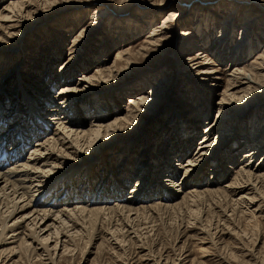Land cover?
<instances>
[{
    "label": "rangeland",
    "instance_id": "rangeland-1",
    "mask_svg": "<svg viewBox=\"0 0 264 264\" xmlns=\"http://www.w3.org/2000/svg\"><path fill=\"white\" fill-rule=\"evenodd\" d=\"M12 1L0 0V10ZM26 6L22 16L18 17L19 27L10 32L12 40H2L0 33V132L6 135L12 129L10 137L15 142L29 139L21 161L33 152L38 139L36 134L29 135L26 121H30V110L25 100H41L37 96H40L38 91H42L43 94L48 93L49 98L62 109L63 101L57 100L61 81L70 79L74 87L80 84L83 76L88 78L104 67H114L108 77L99 80L93 90L88 87L89 91L82 97L89 110L79 111L84 122L81 129L89 128L88 124L98 118L99 112L102 114L100 119L106 123L126 118L131 99L147 98L140 105L144 115L138 116V112L133 110L132 117L126 118L127 125L124 124L118 134H112V139L103 144L99 153L90 154L95 157L84 163L80 162L82 160L70 161L67 169L71 172L65 180L72 178L73 192L80 191L84 187L82 181L87 178L93 180L87 197L95 199L104 181L107 182L106 188L112 190L113 182H116L112 180V174L118 170L124 172L126 167L131 177L127 176L128 180L119 177L118 181L123 185L122 194L128 195L140 178L136 175L143 169L146 171L150 161L148 172L151 180L145 181L144 177L139 184L142 187L133 190L142 191L144 197L151 196L152 204H156L157 198H162L156 197L157 188L166 191L168 185H163L165 181L162 180L169 179L167 173H155L156 165L163 166L167 160L169 168L175 170L177 166L186 164V159L200 144L205 127L212 126L213 122L221 123L224 131L217 132L213 139V152L220 157L219 164L223 163L220 165L221 176L210 180L212 161L209 160L196 174L197 182L203 180V186L194 187L204 190V186L210 185L208 182L215 181L213 190L222 191L221 187L232 181L235 182L233 189L239 190L238 187L248 178L253 186L250 182L249 192L241 190L234 193L230 189L216 195L214 200L189 202L184 206L188 207L187 210L184 207L180 210H140L138 216L128 219L130 223L123 213V216L121 213L106 216L103 212L101 216H95L96 219L87 214L84 220L79 218V221L68 218L66 213L61 220H65V230L73 233L74 237L61 239L57 250L53 248L54 240L49 242L47 251L50 250L51 257L44 248L34 244L31 246L36 251L34 258L30 252L17 254L18 251L11 261L4 254L0 257V264H264V170L262 175L259 174L263 178L257 182L253 175L245 177L242 171H238L243 167L242 161L246 160L242 157L244 152L251 149L248 142L252 137L255 135L257 144L264 143V71L253 70L252 73L250 70L259 64L258 58L264 53V0H163V3L160 0H28ZM249 19L252 20L249 28H245V21ZM120 56L123 61H119ZM70 57H74L76 62L63 67L68 72L62 77L61 67ZM127 58L132 63L126 67L124 60ZM247 70L259 78L262 88L245 96L244 102H221L231 93L239 98L237 91L241 88H232L240 86L244 77H249ZM206 77H209V82ZM40 102L37 109L43 105ZM220 102L227 108V116L216 121ZM45 106L41 107V116L46 120V113H42L49 108ZM17 110L22 113L18 119L15 117ZM185 115L199 123L190 121L194 130L190 132V147L184 154L174 157L167 150L170 145H181L174 127L179 117ZM32 120L38 123L34 116ZM59 121L63 122V119ZM39 124L45 128L43 123ZM49 127L50 131L48 129L41 135L44 141L57 126L52 124ZM39 131L41 129L34 132ZM245 139L247 144L234 152L233 162L229 161L226 156ZM0 140L6 138L1 137ZM189 141L190 138L187 139ZM148 143L152 147L148 148ZM73 146L76 151L78 147ZM150 148L153 153L148 155L144 150ZM262 156L256 154L253 161L261 162ZM142 164L145 166L138 173L136 168ZM244 171L249 170L245 168ZM237 174L241 175L240 181H237ZM192 186L188 185L179 193ZM182 194L175 195L168 202L179 201ZM48 200L40 201L38 206L31 205L32 210H50V214L56 217L55 212L64 208L68 211L75 206L62 207L57 203L58 206L51 207L47 206ZM115 200V197L107 198L106 206L111 207ZM161 201L163 205L168 203L164 199ZM244 201L252 204L247 206ZM28 212L17 215L15 219ZM54 216L51 217L52 222L56 220L55 228H60L61 222ZM29 224L30 220L22 225L24 228L27 225L22 231L25 236L30 233ZM55 228L52 226V234ZM117 229L127 237L123 238L119 233L115 234L120 238L113 236V230ZM36 230L39 231L38 226ZM47 233L40 232L39 236H47ZM28 243H31L30 239ZM64 244L67 249L63 248ZM3 249L6 248L1 247L0 253Z\"/></svg>",
    "mask_w": 264,
    "mask_h": 264
},
{
    "label": "bare ground",
    "instance_id": "bare-ground-1",
    "mask_svg": "<svg viewBox=\"0 0 264 264\" xmlns=\"http://www.w3.org/2000/svg\"><path fill=\"white\" fill-rule=\"evenodd\" d=\"M26 1L28 0H13L9 5H7L6 7L0 10V33L2 36V40L3 39L4 41L12 40L11 37L13 36V34H11L10 32L13 29L19 27L18 17L22 16V11L26 9L27 7ZM251 21L252 20L250 19L245 21L247 22L245 25V28H249L248 26L250 25ZM13 42L18 43L15 41ZM128 59L129 58H127V60L126 59L124 60V64H126V67L130 66L132 63V62L130 63V60L128 61ZM258 59L260 60L259 64L256 67H253V69H250L252 70V73H253V70L264 71V53L261 54V56ZM119 61H123L122 56L119 57ZM66 62L67 64L65 63L61 67L62 77L66 74L65 72H68V70L64 69L63 67H67L76 61L74 57H70L69 61H66ZM113 68L110 67L111 69L110 70L109 68L105 69L104 67L100 71H97V73H95L91 77L86 78L83 76V79L79 80L80 84H77L76 86L74 85V87H72L73 84L71 83L70 79L66 80L64 78L65 81L60 82L61 86L59 87V90H58L59 92L57 94V100L60 99L63 101V103L61 104V106H63L62 109L58 107L55 102L52 101V98L51 99L49 98L48 93L43 94L42 91H38L40 96H37V98L40 97L41 99L38 101L39 102L41 101L40 103H43L41 107L43 106L46 108L45 105H47L49 108L42 113V114L46 113L47 115L46 117H48L46 118V120L43 119L41 116V107L37 109L38 101L32 102L31 99H29L30 101L25 100L24 103L27 104L28 109L30 110V111L28 110L30 112L29 113L30 121L29 122L28 120L26 121L27 122L26 126L30 130L29 135L36 134L38 137V139H36L37 141L34 144L35 146H33L32 148L33 152L28 156L27 159H24L23 161H21L22 159L21 155H23L22 153L24 150H27V148H25L26 147L25 143L29 142V139L22 138V139H19L17 142H15V139L13 137L12 138L10 137V132L12 131V129L9 132L7 131L6 135L3 134L4 132L3 133L0 132V138L1 137L6 138V140H0V248L1 247L6 248V249L1 250L0 257L4 256L5 254L7 255L5 256V258L8 261H11V257H13L16 252L19 251L17 253L19 254L20 251H23V254L25 252L27 254L29 252L32 253L33 255H30V256L34 258L36 256L34 254L36 253V251L33 247H31L34 244H36V246H41V248H44L45 252H48V256L51 257L50 250L47 251L49 242L51 243V241L54 240L52 242L55 244L53 248L57 250L56 248L58 247V244L60 243L61 245V239L62 240H64L63 238L72 239L74 237L73 233H70L69 231L65 230L66 222L65 223L63 222L65 220L64 219L61 220L62 217L66 215V213L68 215V218L70 217L71 219H75L78 221H79V218L83 219L87 214L90 217L91 216L99 217L101 216V214H103V212L106 216L107 215L110 216L112 215V213L114 214V216L116 213H121V214L123 213L128 220L131 217H135L136 215L138 216L137 213L138 211L140 212V210H150V211L154 209H160V210L179 209L180 210V208L182 209V207L188 205L189 202L199 203V201H203L205 199L207 200L209 198H213L214 200L216 198V195H221L223 192L229 191L230 189H232L234 193L237 191L240 192L241 190L249 192L250 189L248 188L250 186V182H251V185L253 186V182L248 178L247 181L246 179H244V182H242L240 187H238L239 190L233 189V184L235 182L233 183L232 181L230 183L225 184L223 187H221L222 191L215 190V189L213 190V186H215L217 183V182L215 183V181L208 182L210 185L208 187L204 186L205 187L204 190L194 187V186L199 187L200 185L203 186V180L202 181L199 180L197 182L196 174L199 172V169L203 167L205 163L206 165L208 164L207 162L209 160L212 161L210 165L212 168L211 170H209L211 171L210 180H212L213 178L215 180L216 177H218V175H220L221 173L220 165L223 163L219 164L218 158L220 157H218L217 154L215 155V153L213 152V146H214L213 143H215L213 139H214L215 134L217 132H222L223 129H222L221 123L218 124L216 122L215 123L213 122L212 126L205 127L203 136L199 139L201 140L200 144H198V146L196 147V150H194V154L189 155V157L186 159L187 160L186 164L182 166L179 165L177 166V169L171 170V168H169L168 161L166 160L165 161L166 164H164L163 166L162 165L158 166L159 164L157 163L158 165H156V169L154 168L156 170L155 171L156 174L159 175L160 172H164L168 174L167 178H169V179L164 178L162 180V181H165V182H162L163 185H166V184L168 185L166 187L167 192L162 190L163 188L161 189V187L157 188L159 192H158V196L156 197H160V198L162 197L161 200L164 199L166 202H168L173 197H176L175 195L182 194L183 192L179 193L180 190L185 189L186 187H188V185H191V184L193 185L190 189L188 188L187 191H184L179 201L173 200V203L168 202L166 205H163L162 201L157 198L156 200L157 203L152 204L151 196L144 197V194L142 195V191L139 192V190H136V189L133 190L135 187H139V188L142 187V185L140 186L139 184H141L140 183L141 179H143L144 177L146 178L145 181L147 179L151 180L150 173L148 172V167L149 168L151 167L149 166L150 161H148L147 163L148 165H146L147 166L146 171H144L143 169L142 173L136 175L140 178L139 180L135 182V187L131 189L133 191L129 190L128 195L122 194L124 193L122 190L123 185L120 181H118L119 177L120 178L123 177L126 180H128L131 177V176L129 177V170H128L129 168H126V167L123 168L124 172L122 171L119 172L118 170L116 171V173L112 174L111 176L112 180L114 181L116 180V182H113L114 187L112 186L113 187L112 190H109L106 188L105 186L106 181H104V184H102V188L100 190V194L99 195L97 194L96 195L97 197L96 198L94 197L95 199L91 197H87V195L91 192V189L93 187L91 185L93 180L89 181V179L87 178L82 181V183H84L83 184L84 187L81 188L80 191L76 190L75 192H73L72 187L74 186V184L71 183L72 178L69 180H65L68 174L71 172L70 169H67L70 164V161L71 160H77V161L82 160L80 162L84 163L88 159H92L93 157H95L96 155L90 156V154H92L93 152H95V154L99 153L103 144L109 141L108 140L109 138L110 140L112 139V134H118L124 127V124L127 125V123L125 122L127 121L126 118L130 119L132 117L133 110H136L135 112H138V116L144 115V112L142 111V109L140 110V107H141L140 105H142L141 102H143V100H146L147 98L143 97V98H139L138 100L131 99L128 102L129 108L127 109L128 113L126 114L127 115L126 118L124 117H123L124 119L117 118L111 123H106L105 121L100 119L102 117V114H100L99 112L100 115L97 114L98 118H96L94 121L88 124L89 128L85 130L81 129V127L84 126V122L81 121L83 117L81 116L79 117L80 115L79 111L85 109V112H88L89 110L88 105L85 104L83 100L84 98L82 97H84L87 91H89L88 87H90L91 89L92 88L94 89L95 87H97V84L100 83L99 80H104L105 77H108V74L113 72L112 71ZM235 72L236 70L234 71V73ZM242 72L244 73V70ZM247 72L249 73V77H244L243 78L244 82L240 84V86L234 85V87L232 88V89H238V87L241 88L240 91H237L239 98L236 99L235 93H231V94H228L226 98L221 99L220 100L221 102L226 103L227 101L228 103H230V101L232 102L235 100L236 101L239 100L238 102H242V101L244 102V99L246 98L245 96H248L252 94L253 92L257 91V89L259 90V88H262V86L259 85L258 83V81H260L259 78L253 76L251 71L247 70ZM263 76L262 78H264ZM206 78H207L206 81L209 82L210 81L209 77H206ZM208 87L211 88V86H208ZM47 92H48V89H47ZM149 93L151 94V92H146V94L150 95ZM74 99H77V100H74ZM221 102L218 104L219 106H218V111H217V115L215 119L216 121L218 120L222 121L227 116L226 114L227 112H225L227 108L225 106H222ZM19 110H17L18 114L15 116L16 119L21 118L19 114H22V113ZM59 111L61 112L58 113ZM62 114H63V117H61ZM32 116H34V118L37 119L38 123L32 120ZM61 119H63V122L59 121ZM134 119L135 118H132L131 120H134ZM190 121L193 124L199 123L194 120H189V117L186 115L184 117H179L178 121L176 122L178 123L174 127L176 128V133H177L176 138L181 140V145L180 144H179L180 146L170 145L171 148L170 149L168 148L167 150V152L174 155V157H178V155L184 154L188 150V147H190V143L192 141L191 140L192 134H190V132L193 127ZM22 122H25V120H23ZM29 123L33 125L29 126ZM39 123H43V127L47 129L45 128L43 129ZM52 124L57 127L55 128V131H53L52 135L51 134L47 135L49 137L44 141L41 138L42 137L41 135L48 132L47 130L50 128L49 127L50 125L52 126ZM22 125H24V123H22ZM37 129H41V131H39L38 133L34 132ZM192 132H194V130H192ZM254 136L252 137V140L248 142V146H250L251 149L244 152V155L242 157L243 159H246V160L245 162L242 161L243 167H241V170H238V171H242V176L245 174L246 175V176L244 175L245 177L253 175V177L255 178V181L257 182L258 179L264 177V175L263 177H260V175H262L261 172L264 170V143L262 145L257 144V142L254 140ZM188 138H190L189 142H187ZM244 138H247V137H244ZM9 140H11L10 141L11 144L9 146V148L11 149L6 148V145L10 143ZM13 143H15V145ZM37 143L39 144L37 145ZM246 144H247V140L245 139L244 142H241L240 144H238V146L236 145V148L232 150L228 154V156H226L230 159L229 161L233 162L234 152H237L242 147H244ZM73 145L78 147L76 151H75L76 148ZM149 147H152L151 143H148V148ZM144 152L146 154L148 152V155L153 153L152 149L146 150V151L144 150ZM164 152L165 151H163V153ZM17 153L19 154L17 155ZM258 153H260L261 156L263 155L262 156L263 158L260 159L261 162H256L257 160L253 161V157L256 156V154ZM144 166L142 164L139 168H136V171H138L139 173V171L141 170V167L144 168ZM243 168L244 170L246 168L250 172L244 171ZM64 171H66V173H64ZM150 171L153 172V169H151ZM243 171L247 172L248 174L243 173ZM71 175L73 176V174ZM225 175H226V172L224 174V177ZM127 176L129 177L128 179H127ZM240 176L241 175L237 174V177H238L237 181H240L239 180ZM221 178H223V176ZM51 188H54V189H51ZM41 191L43 192L40 195H38ZM161 191L163 192L161 193ZM129 194H132V195L129 196ZM151 194H154V193H151ZM37 195H38V198H35ZM112 197L116 198L115 204L112 205L111 207H107L106 199L108 198L110 200V198ZM47 199H49L47 206H51V207H54L56 205L58 206L57 203L61 204L60 206L62 207L66 205H71V204L73 205L75 204V206L68 211H67V208H64V209L62 208L63 211L60 210L59 212H55L56 214L55 213L54 214L56 215V217L53 214H50V210L49 211L42 210L39 212L32 210L31 205L38 206L40 204V201L43 202V200H47ZM251 200L253 202V198ZM147 203H150V204L144 205ZM243 203H246L247 206L252 204L249 201L248 202L244 201ZM41 204L43 205V203ZM194 205L197 206V204H194ZM187 208L184 207V209L186 210ZM27 211L29 212L24 217H21L18 220L15 219L17 215H20ZM76 213H79V214L77 215ZM123 214L121 216H123ZM53 216L55 218H59L58 220H60L61 222L60 228H55L54 223H56V220H53L52 222V219H51V217ZM28 220H30V224H29L30 233H28V236H25V234H23L22 231L26 229L27 225L25 226V228L22 225L24 222ZM130 220H128V222ZM9 222L11 223L13 222V223L9 225ZM48 222H51L52 225L49 224ZM124 222H126V220ZM37 226H38L39 231L36 230ZM52 226L53 228H55L54 229L55 231L53 234L50 232L52 229ZM61 228L63 230H61ZM113 231H114L112 233L114 234L113 236L119 233L123 238L127 237L126 235L122 233L121 229H117ZM40 232L41 233L49 232V234L47 233L48 234L47 236L40 237L39 236ZM22 234L25 237H23ZM59 237H60V242H58ZM116 238L118 239L120 237L116 235ZM29 239L31 240V243H28ZM88 242L90 243V240H88ZM62 246L64 249H67V245L64 244ZM39 257L41 256L39 255ZM19 259H20V256H19Z\"/></svg>",
    "mask_w": 264,
    "mask_h": 264
},
{
    "label": "snow or ice",
    "instance_id": "snow-or-ice-1",
    "mask_svg": "<svg viewBox=\"0 0 264 264\" xmlns=\"http://www.w3.org/2000/svg\"><path fill=\"white\" fill-rule=\"evenodd\" d=\"M161 3H163V0H160Z\"/></svg>",
    "mask_w": 264,
    "mask_h": 264
}]
</instances>
